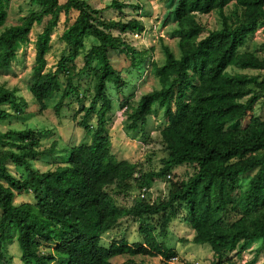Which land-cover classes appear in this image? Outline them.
Returning a JSON list of instances; mask_svg holds the SVG:
<instances>
[{"label":"trees","instance_id":"obj_1","mask_svg":"<svg viewBox=\"0 0 264 264\" xmlns=\"http://www.w3.org/2000/svg\"><path fill=\"white\" fill-rule=\"evenodd\" d=\"M9 1L0 0V26L5 22ZM31 3L40 9L0 32V69L10 66L18 44L27 41L32 26L47 18L34 43L33 98L44 109L45 101L61 90V73L67 78L63 95L75 91L69 64L79 55L84 38L92 36L97 43L85 53L84 66L91 67L95 62L94 95L91 105L84 107L79 124L90 128L87 118L96 103L100 107L90 142L66 148L65 162L43 172L31 164L43 154L39 149L40 131L30 127L0 131V145H9L0 149V264H8L6 243L13 239L19 244L23 264H112L111 258L118 255L130 256L121 264H137L132 258L135 255L160 256L169 261L177 251L157 239L155 225L146 218L160 216L164 230L179 203L187 209L185 221L194 229L192 241L210 245L217 257L213 264H234L227 254L236 250L240 258L255 239L260 240L255 253L262 251L264 116L254 115L253 109L264 93V80L227 69L233 66L251 73L264 69V59L250 51L238 52L264 24V0H166L163 22L176 23L173 34L179 55L164 44V62L159 65L152 61L150 68L158 86L142 94L135 105H125L131 109L127 113V129L131 131H144L149 116L162 111L166 124L160 137L167 155L158 170L138 175L136 164L117 160L111 152L104 122L112 110L107 82L126 84L123 70L145 61L146 52L110 30L141 31L143 24L135 18L105 21L97 16L101 9L86 0ZM230 5L233 9L228 14ZM113 7L121 8L122 4L112 0L108 8ZM73 9L77 15L61 34L68 54L60 58L54 71L44 72L45 55L59 15ZM211 11H217L221 26L204 34L196 15ZM14 91L0 88V122L13 114L3 107L7 104L13 105L16 113L21 112L19 102L25 100H17ZM61 103L62 99L56 103V112ZM56 146L53 141L46 151L52 153ZM9 161L24 168L26 176L13 175L7 166ZM179 165L190 166L192 174L186 180L170 179L173 168ZM168 175L166 198L150 202L140 197L125 207L115 202L113 195L129 194L132 187L150 188L155 180ZM114 184L118 190H113ZM17 192L32 193L34 201L15 203ZM126 216L140 221L141 240L105 243L104 234ZM45 247L52 251H42Z\"/></svg>","mask_w":264,"mask_h":264},{"label":"rangeland","instance_id":"obj_2","mask_svg":"<svg viewBox=\"0 0 264 264\" xmlns=\"http://www.w3.org/2000/svg\"><path fill=\"white\" fill-rule=\"evenodd\" d=\"M63 3L65 0H59ZM93 8L101 9L97 14L105 21L137 19L141 21L144 28L135 32H120L117 29L110 30L111 34L120 35L126 43L133 45L138 50H145V61L135 68L125 69L122 72V78L126 84L120 83L119 86L113 82H107L106 93L112 99V110L105 116V134L110 140V150L117 160H128L136 164V175L143 172L158 170L163 165V159L167 152L165 145L160 137V130L166 124V119L161 110L149 116L145 130L137 129L131 131L127 129V113L131 110L128 106L135 105L139 97L158 86L157 78L151 73V62L162 64L165 60L163 45H168L176 55H179L177 38L173 34L176 23L173 20L163 22L166 0H117L122 4L121 8H108L112 0H86ZM40 6L31 3V0H10L7 6V16L5 22L0 26V32L10 25L19 24L23 17L31 12L38 11ZM233 7L226 8L229 14ZM240 12V9L238 10ZM77 15L76 10L69 12L62 11L59 15L57 25L54 27L50 39V49L46 53V66L44 72L54 71L60 58L68 54V47L61 38L62 32L73 22ZM43 23L34 24L28 34V39L20 43L16 49V57L11 61L8 68L0 69V88L15 89L14 93L17 100L23 98L24 103L19 102L20 113H16L13 105L3 106L9 112L13 113L9 118L0 122V131L21 130L27 127L40 131L38 137L40 140L39 149L43 154L36 160H32V168L40 172L47 169H53L56 165L63 164L66 160V148L80 143L88 144L91 139V133L96 126V111L100 103H96L94 112L87 118L90 128H84L79 123L84 116V107L91 105L94 95V72L95 62L91 67L84 66V55L90 46L97 43V40L90 36L83 40V46L77 58L69 65L72 66L70 83L75 91L65 96L64 91L67 87V78L61 73L59 76L61 90L56 92L51 98L45 101L46 107L40 109L39 104L33 98L30 87L34 81L35 75L32 72L34 65L35 47L34 43L37 35L41 32ZM196 19L203 25L204 34L208 30L216 29L221 26V18L217 11H211L206 14H197ZM250 51L264 59V24L250 35L247 41L238 49V52ZM230 73H247L256 75L264 80V69L258 72H249L244 69L230 66L227 69ZM123 93V94H122ZM125 98V99H124ZM62 99L61 106L56 112L55 105ZM127 100V101H126ZM254 115L264 116V93H261L254 105ZM37 135V134H36ZM15 137L14 139H16ZM18 141V140H15ZM56 141L54 152H47L46 149ZM7 146H1L4 150ZM9 171L17 177H25L24 168L7 163ZM193 170L190 166L179 165L173 168L170 179L186 180ZM169 177L157 179L147 191L145 198L150 202L166 198L169 193ZM169 179V180H170ZM113 190L119 187L114 184ZM113 194V191H111ZM140 189L132 187L129 194L113 195L115 202L120 206H130L134 199L140 198ZM15 203L22 201H34L32 193L17 192L14 196ZM187 209L182 203L177 205L175 212L171 214L168 224L162 230L160 216L155 215L146 218L148 223L155 225L153 231L157 239L167 246L177 251V256L169 261H163L160 256L135 255L137 264H213L216 261L212 248L208 243H194L192 237L194 229L185 221ZM139 220L126 216L107 231L103 236V241H118L124 239L129 243L141 240L138 231ZM260 240H253L246 246V250L241 257L252 260L253 264H264V249L258 254L255 253ZM8 264H23L20 259V247L16 239L6 243ZM44 252L52 251L49 247L42 248ZM236 250L227 254V259L231 258L236 263L242 258L238 257ZM129 255H118L111 258L112 264H121ZM238 258V259H235ZM224 264H228L225 262Z\"/></svg>","mask_w":264,"mask_h":264},{"label":"built area","instance_id":"obj_3","mask_svg":"<svg viewBox=\"0 0 264 264\" xmlns=\"http://www.w3.org/2000/svg\"><path fill=\"white\" fill-rule=\"evenodd\" d=\"M260 28V27H259ZM258 28V29H259ZM257 29V30H258ZM167 177H169V175L167 176ZM147 191H149V188H146V187H143V188H141V190H140V197H145V195H146V193H147ZM242 258V257H241ZM247 262H248V259H246V258H244V255H243V258L239 261V262H235L234 264H247Z\"/></svg>","mask_w":264,"mask_h":264}]
</instances>
